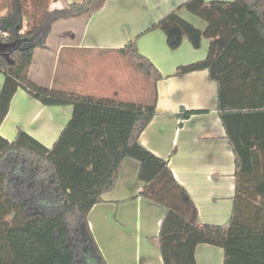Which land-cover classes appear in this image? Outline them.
<instances>
[{"label":"trees","instance_id":"16d2710c","mask_svg":"<svg viewBox=\"0 0 264 264\" xmlns=\"http://www.w3.org/2000/svg\"><path fill=\"white\" fill-rule=\"evenodd\" d=\"M50 1L0 0V42L13 44V63L0 55V127L19 88L46 105L73 106L52 147L24 130L14 140L0 132V264H107L88 214L114 186L127 157L140 162V195L167 208L159 232L164 264H198L201 243L223 247L224 264H264V0H188L186 8L207 22L204 31L177 12L159 21L171 49L185 37L195 48L204 37L210 41L204 59L179 66L176 74L208 70L218 85V110L236 163L232 213L220 225L199 222L168 161L140 143L156 98L141 104L30 79L33 52L46 45L54 23L92 14L107 0L56 9ZM116 52L154 82L163 77L135 40Z\"/></svg>","mask_w":264,"mask_h":264},{"label":"crops","instance_id":"0c3cea01","mask_svg":"<svg viewBox=\"0 0 264 264\" xmlns=\"http://www.w3.org/2000/svg\"><path fill=\"white\" fill-rule=\"evenodd\" d=\"M187 1L107 0L88 16L63 19L54 40L48 36L45 46L35 48L29 77L49 88L121 98L120 90L111 86V70L106 72L105 67L111 65L112 52L135 40L163 76L153 81L156 114L139 141L168 161L194 200L199 222L220 225L232 213L236 163L218 110V85L208 70L176 74L179 66L204 59L210 41L204 37L201 47L195 48L185 37L180 47L171 49L159 25L166 15L177 12L204 31L207 22L186 8ZM76 20L80 23H72ZM4 80L0 70V91ZM198 109L205 112L183 115ZM72 114L70 104L46 105L19 88L0 132L14 140L24 130L52 147ZM139 170L140 162L127 157L114 186L88 214L107 264H164L159 232L167 208L140 195L144 183ZM196 258L198 264H224L225 251L201 243Z\"/></svg>","mask_w":264,"mask_h":264},{"label":"rangeland","instance_id":"374dc122","mask_svg":"<svg viewBox=\"0 0 264 264\" xmlns=\"http://www.w3.org/2000/svg\"><path fill=\"white\" fill-rule=\"evenodd\" d=\"M79 2L83 0H52L50 6H63L68 2ZM89 13L83 15L88 16ZM202 19V18H201ZM64 23L62 20H58L53 25V30L49 34V39L54 40L53 38L59 34L58 28L61 24ZM72 23H80V21H75ZM111 65L109 67H105V71L107 72L109 69L111 70L110 78H111V86L113 88L119 89L121 98H117L123 101H134L137 103L145 104L152 103V92H153V80H151L145 73L140 70L133 63L128 61L125 57L120 55L118 52H112L110 54ZM131 97V99H129ZM40 232L39 234H41ZM38 234V235H39ZM37 234L30 236V240L35 239ZM29 239L25 240V243L30 242ZM22 248L19 249V252H23Z\"/></svg>","mask_w":264,"mask_h":264},{"label":"water","instance_id":"95a60500","mask_svg":"<svg viewBox=\"0 0 264 264\" xmlns=\"http://www.w3.org/2000/svg\"><path fill=\"white\" fill-rule=\"evenodd\" d=\"M13 44L0 42V55H3L7 60L13 63V60L10 59L9 48L12 47Z\"/></svg>","mask_w":264,"mask_h":264}]
</instances>
